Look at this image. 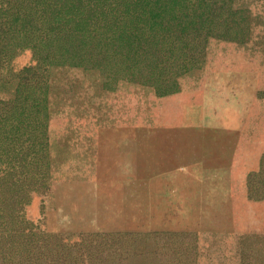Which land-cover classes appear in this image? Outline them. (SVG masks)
<instances>
[{
    "label": "rangeland",
    "instance_id": "374dc122",
    "mask_svg": "<svg viewBox=\"0 0 264 264\" xmlns=\"http://www.w3.org/2000/svg\"><path fill=\"white\" fill-rule=\"evenodd\" d=\"M247 8L178 81L51 68L49 172L0 193V264H264V0Z\"/></svg>",
    "mask_w": 264,
    "mask_h": 264
},
{
    "label": "trees",
    "instance_id": "16d2710c",
    "mask_svg": "<svg viewBox=\"0 0 264 264\" xmlns=\"http://www.w3.org/2000/svg\"><path fill=\"white\" fill-rule=\"evenodd\" d=\"M249 1L0 0V193L17 188L18 204L43 191L51 68L178 81L199 67L212 38L244 28ZM27 50L32 64L17 69Z\"/></svg>",
    "mask_w": 264,
    "mask_h": 264
},
{
    "label": "bare ground",
    "instance_id": "6f19581e",
    "mask_svg": "<svg viewBox=\"0 0 264 264\" xmlns=\"http://www.w3.org/2000/svg\"><path fill=\"white\" fill-rule=\"evenodd\" d=\"M235 55V54H234ZM233 55V56H234ZM220 59V58H219ZM220 61H222V60H220ZM224 62V61H223ZM222 63V62H221ZM220 63V64H221ZM226 65V64H225ZM221 66V65H220ZM218 68V67H217ZM215 70H216V68H214ZM213 70V69H212ZM232 70V69H231ZM235 71V70H234ZM239 71V70H238ZM247 72V71H246ZM251 72V71H250ZM249 73V72H248ZM257 73V72H256ZM233 75V74H232ZM254 78V77H253ZM241 79V78H240ZM255 79V78H254ZM256 80V79H255ZM258 81V80H257ZM219 82V81H218ZM235 85V84H234ZM245 86V85H244ZM243 86V87H244ZM237 87V86H236ZM242 87V88H243ZM241 96V95H240ZM245 97V96H244ZM242 104V103H241ZM243 105V104H242ZM172 108V107H171ZM188 111V110H187ZM179 113V112H178ZM183 115H184V113H183ZM163 116V115H162ZM170 116V115H169ZM163 118V117H162ZM83 129V128H82ZM86 129V128H85ZM118 131V130H117ZM68 134V133H67ZM64 136V135H63ZM86 139V138H85ZM239 139V138H238ZM240 139H241V136H240ZM121 142V141H120ZM59 144V143H58ZM239 144V143H238ZM118 145V144H117ZM114 147H115V145H114ZM119 148V147H118ZM58 150V149H57ZM94 150V149H93ZM112 150H113V148L112 147H109V148H107L105 151H104V158L103 157H101V159L98 161V164H97V166H93L94 168H93V171H96V170H98V171H101V170H105V169H108L107 168V164H110V159H111V157H109V155L111 154V152H112ZM126 150H128V149H126ZM133 150V149H132ZM114 151V150H113ZM118 151V150H117ZM120 151V150H119ZM123 151V150H122ZM75 153V152H74ZM93 153H94V151H93ZM119 152H117L116 154H118ZM72 156V161L74 162V168H73V170H76V172L75 171H73L72 170V172H69V171H67V174H68V176H70V177H72V178H76V179H78V180H80L81 179V171H80V164H81V161H82V159L79 157V156H76V155H71ZM100 157V156H99ZM128 157H129V155H128ZM92 162V161H91ZM88 163V162H87ZM92 164V163H91ZM117 164V163H116ZM93 165V164H92ZM127 167V166H126ZM130 170V169H129ZM113 172H114V170H113ZM84 177V176H83ZM90 178H92V177H90ZM80 182V181H79ZM83 182V181H82ZM108 196V195H107ZM105 198V197H104ZM61 199V198H60ZM113 200V199H112ZM53 202V201H52ZM75 207H76V205H75ZM251 210V209H250ZM253 212V211H252ZM254 214V213H253ZM258 216V215H257ZM255 218V217H254ZM69 220V219H68Z\"/></svg>",
    "mask_w": 264,
    "mask_h": 264
}]
</instances>
